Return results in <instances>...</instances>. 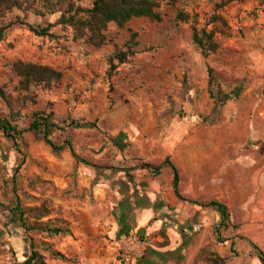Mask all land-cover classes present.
Returning <instances> with one entry per match:
<instances>
[{"label": "rangeland", "instance_id": "1", "mask_svg": "<svg viewBox=\"0 0 264 264\" xmlns=\"http://www.w3.org/2000/svg\"><path fill=\"white\" fill-rule=\"evenodd\" d=\"M91 1L75 5L87 8ZM221 1L160 0V20L110 22L100 44L60 21L72 12L67 0H38L0 13V26L10 24L0 40V119L21 130L16 144L0 131V264L24 258L25 238L47 264L92 263L89 249L83 252L74 236L24 231L17 221L8 222L9 208L18 202L29 223L79 233L89 215L112 214L119 200L113 180L125 181L131 166L160 164L165 157L177 170L181 196L201 203L214 198L228 209V226L216 232L218 213L188 203L193 209L187 221L202 226L195 245L203 247L193 264L208 262L209 253L223 256V264H261L252 244L264 253V0ZM180 10L188 20L176 19ZM26 24L48 26L51 36L36 35ZM192 24L214 32L218 49L206 58L192 41ZM132 32L134 54L108 75L109 58L126 50ZM20 61L50 66L61 76L23 89L14 66ZM206 64L223 91L242 87L238 98L219 103L208 94ZM49 110L63 126L52 130L51 140H68L88 164L75 162L67 148L51 150L27 129L33 111ZM163 167L153 179L162 180L164 194L172 172ZM129 235L144 252L147 239L130 232L110 259L93 264H135L141 256L123 250Z\"/></svg>", "mask_w": 264, "mask_h": 264}, {"label": "trees", "instance_id": "2", "mask_svg": "<svg viewBox=\"0 0 264 264\" xmlns=\"http://www.w3.org/2000/svg\"><path fill=\"white\" fill-rule=\"evenodd\" d=\"M38 0H0V13L11 10L12 8H25L31 7L34 2ZM44 4L52 5L57 0H39ZM75 1L80 0H67L69 11L68 14H61L60 21L64 24L72 25L77 32V36L85 30L87 31V40L93 44H100L104 41V33L108 23L112 22L117 26H123L127 21L133 17H146L151 20H160L161 13L158 10L160 0H92L90 7H80L75 5ZM174 1V0H170ZM229 0H222L220 4ZM176 19L186 21L189 19L187 13L183 11H177L175 15ZM10 25V24H9ZM0 26V40L6 35V30L9 27ZM28 29L39 36H51L48 26L34 27L31 24H26ZM135 32L131 33L129 44H127L126 50L115 51L109 58L107 73L112 74L117 65L127 59L129 55L134 54L132 46L136 44L134 37ZM191 37L192 41L200 48L203 58H206L210 53L215 52L218 49V44L214 40V32L212 30H205L204 27L198 28L195 24L191 25ZM114 59L116 62H114ZM15 69L21 76V86L26 89L29 85L46 84L49 85L52 81H57L61 73L56 71L50 66L32 63V62H17L15 63ZM206 78H207V92L215 98V101L224 103L229 99H236L239 97L242 87L235 86L230 91H223L216 82V75L213 68L206 64ZM216 89L213 91V87ZM0 96H3L0 89ZM73 123V122H71ZM85 124V123H83ZM63 126L59 125L53 119V112L33 111L31 113V120L27 126L28 130L35 131L41 135L42 140L53 151H60L63 148H67L70 151L71 156L75 162H83L88 164L83 158L78 156L74 151L72 144L68 140H63L61 143H55L51 140L50 134L53 129H62ZM0 131L10 138L14 144H16L17 137L20 136L21 130H19L14 124L7 118L0 119ZM24 162V154H21V161L19 165ZM162 166H167L172 172V187L174 194L182 199L188 200L191 203L199 206L210 207L218 213V223L215 226L217 232L219 227H226L229 223V213L227 206L212 198L206 203L198 202L197 200L187 199L180 195L178 191V174L175 166L170 162L168 157L160 164H151L148 162H142L140 167L150 168L153 173H158ZM26 209H23L18 202L9 208L8 222L17 221L19 226L24 231L37 230L43 232L48 236L52 235H68L70 229L68 227L53 225L46 222H36L35 224L28 222L26 216ZM25 252L22 260H16L11 264H47L44 256L39 252L36 246L27 238L24 240ZM253 249L256 252V256L261 264H264V253L260 251L255 245L252 244ZM51 254L56 257H64L59 251L52 250ZM216 255V254H215ZM208 254L206 258L209 264H223L224 258L218 255ZM143 257V254L140 258ZM139 258V259H140ZM137 264V261L136 263Z\"/></svg>", "mask_w": 264, "mask_h": 264}, {"label": "crops", "instance_id": "3", "mask_svg": "<svg viewBox=\"0 0 264 264\" xmlns=\"http://www.w3.org/2000/svg\"><path fill=\"white\" fill-rule=\"evenodd\" d=\"M131 168L128 179L113 180L118 185L114 193L119 200L112 204V214L103 218L89 215V223L79 233L69 228L68 235L76 238L75 245L85 246L83 252L89 249L90 264L104 257L110 259L113 249L130 232L147 239L143 257L136 260L137 264H193L203 244L195 245L199 241L196 233L202 228L201 223L195 225L192 223L195 220L187 221L193 209L188 204L191 202L174 194L172 182L163 194L162 180L153 179L155 173L150 168ZM102 251L106 252L105 256Z\"/></svg>", "mask_w": 264, "mask_h": 264}, {"label": "built area", "instance_id": "4", "mask_svg": "<svg viewBox=\"0 0 264 264\" xmlns=\"http://www.w3.org/2000/svg\"><path fill=\"white\" fill-rule=\"evenodd\" d=\"M144 245L140 243L136 237L129 235L128 239L123 242V250L127 253L134 254V257L138 258L143 254Z\"/></svg>", "mask_w": 264, "mask_h": 264}]
</instances>
